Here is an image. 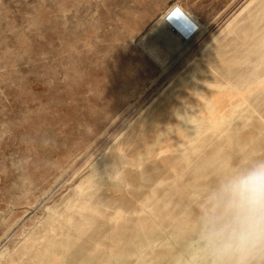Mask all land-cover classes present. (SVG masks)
<instances>
[{
	"label": "rangeland",
	"instance_id": "obj_1",
	"mask_svg": "<svg viewBox=\"0 0 264 264\" xmlns=\"http://www.w3.org/2000/svg\"><path fill=\"white\" fill-rule=\"evenodd\" d=\"M263 40L264 0H0V264H211L203 221L223 176L263 155L245 139L264 135V83L220 110L193 81L231 93L213 73H262L238 52ZM152 127V149L115 153ZM173 136L175 161L152 160Z\"/></svg>",
	"mask_w": 264,
	"mask_h": 264
},
{
	"label": "clouds",
	"instance_id": "obj_2",
	"mask_svg": "<svg viewBox=\"0 0 264 264\" xmlns=\"http://www.w3.org/2000/svg\"><path fill=\"white\" fill-rule=\"evenodd\" d=\"M202 240L211 264H260L264 257V157L229 171L213 193Z\"/></svg>",
	"mask_w": 264,
	"mask_h": 264
},
{
	"label": "bare ground",
	"instance_id": "obj_3",
	"mask_svg": "<svg viewBox=\"0 0 264 264\" xmlns=\"http://www.w3.org/2000/svg\"><path fill=\"white\" fill-rule=\"evenodd\" d=\"M150 29H152V28H150ZM158 31L159 30L157 29V26H156L154 28V35L155 36L158 34ZM238 39H239V37L235 38V40H238ZM238 55H239L238 57H240L243 60H247L249 63L258 62V63H261L262 66H264V40L254 50L247 51L246 48H244L238 52ZM201 74H203V73L201 72ZM213 74H215L216 77H218L219 81L221 83L223 82L222 84H224L226 86L234 84L232 86H234L235 89L229 94H227L226 90H224V89L218 88L217 90H213L212 87H210L207 84V81L209 80V79H207V76L205 78L206 82L193 81V83L197 86V88H199L201 95H203V93L205 91H208L211 95L212 101L217 106H220V110H223L227 106L229 99L231 97H233L237 93H241V92L245 91L247 87L254 84V82L251 81L252 77L255 76V77H257L256 79H258L259 82L264 83V71L262 73H259V72L252 73L249 70L241 71L238 78L234 79L235 81L227 79L225 72H215ZM259 91H256V92H259L260 95L264 94V88L259 90ZM174 95H175L173 98L174 101L170 105V109L168 110V113L166 114L167 116L165 117V115L163 114L164 113V111H163V112L159 113L158 117L156 118L161 123L162 122H173V121H175V116L173 115L172 109H173V107H175V103L177 100H180V103L181 102L183 103L184 100L186 99V96L183 94V92L181 91V88H179V87L174 91ZM205 102L207 103L206 100H205ZM241 103L242 102H240V100L239 101L237 100L236 105H239ZM230 113H232V112H230ZM256 123H257L259 129H262V130L264 129V114L262 115V117L260 119L256 120ZM153 128L154 127H152V131H148V133L144 134V136H143V137H145L144 139L141 138L139 140H137V139L131 140L128 143V145L130 144L129 145L130 149L126 148V150H125V146H123V148L119 147L115 153L116 154L117 153H129V154L130 153H132V154L137 153L139 151H143V149L145 148V145H147L149 143L151 144L150 149H152L153 145H155L156 141H158V139L160 137L162 139V136H163V133L158 129V127L157 128L155 127L154 130H153ZM209 131L210 130L206 129V132H204L202 135H200L202 142H204L203 144L206 146H209L211 148H216L217 150H220V148L218 146V142L211 136ZM177 136L179 138V135H177ZM176 139L177 138H175L173 136V137H168L167 139H165V141H162V143L157 148V153L154 155L155 157H153L152 160L163 159L164 162H166V163H171V162L175 161L174 160L175 156H166V155H163L162 152L166 151V150L171 151L173 148H175L174 144H175V142H177ZM199 139L200 138H198V140ZM259 139L264 140V135H261L258 137H253V136L249 137L248 136V137H246L245 141L247 143L251 144L252 142L258 141ZM263 149H264V147H263ZM129 150H131V151H129ZM197 154L199 156H203L201 153H197ZM244 155L246 157L247 152H244ZM171 157H172V159H170ZM262 157H264V152H263ZM149 160H151V159L146 158L145 162H147ZM197 163H198V160L195 159V161L193 162V166H197L196 165ZM174 168H175V166H174ZM110 170L114 175L116 174V176H123L125 178L133 177L134 179H135V176L133 174L138 172L137 170H135V171L130 170V169H128L126 167H122V166H114V167L110 168ZM94 177L95 176H92L90 178V180H92ZM197 185L199 186V184H197ZM93 188H94V186H93ZM199 194L200 193H198V194L196 193L195 195L197 196ZM173 229L174 228L171 226H166V227L164 226L163 229H160L158 232H156V235L157 236H160L159 234L171 235V237H175V239H178L181 235L179 234L178 230L175 229V231H174ZM157 238H156V240H157ZM124 264H128V263H124ZM129 264H132V263H129Z\"/></svg>",
	"mask_w": 264,
	"mask_h": 264
},
{
	"label": "crops",
	"instance_id": "obj_4",
	"mask_svg": "<svg viewBox=\"0 0 264 264\" xmlns=\"http://www.w3.org/2000/svg\"><path fill=\"white\" fill-rule=\"evenodd\" d=\"M175 6H177V5H175Z\"/></svg>",
	"mask_w": 264,
	"mask_h": 264
}]
</instances>
